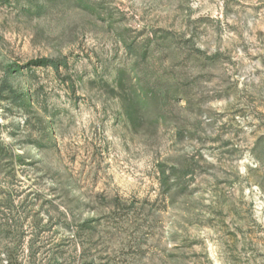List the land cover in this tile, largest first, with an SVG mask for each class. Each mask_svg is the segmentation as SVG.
Segmentation results:
<instances>
[{
	"label": "rangeland",
	"instance_id": "obj_1",
	"mask_svg": "<svg viewBox=\"0 0 264 264\" xmlns=\"http://www.w3.org/2000/svg\"><path fill=\"white\" fill-rule=\"evenodd\" d=\"M0 264H264V0H0Z\"/></svg>",
	"mask_w": 264,
	"mask_h": 264
},
{
	"label": "trees",
	"instance_id": "obj_2",
	"mask_svg": "<svg viewBox=\"0 0 264 264\" xmlns=\"http://www.w3.org/2000/svg\"><path fill=\"white\" fill-rule=\"evenodd\" d=\"M60 64H62V61L59 59H53V58H35L29 60L25 65L26 66H51L54 69H57Z\"/></svg>",
	"mask_w": 264,
	"mask_h": 264
}]
</instances>
